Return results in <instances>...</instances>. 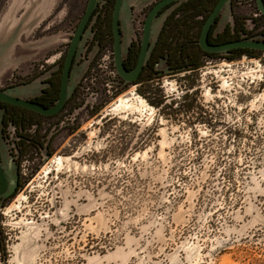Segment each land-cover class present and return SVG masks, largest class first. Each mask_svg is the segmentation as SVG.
I'll list each match as a JSON object with an SVG mask.
<instances>
[{
  "label": "rangeland",
  "instance_id": "rangeland-1",
  "mask_svg": "<svg viewBox=\"0 0 264 264\" xmlns=\"http://www.w3.org/2000/svg\"><path fill=\"white\" fill-rule=\"evenodd\" d=\"M157 1L133 6L130 22ZM84 3L52 0L27 39L42 40L61 9L78 18ZM10 4L0 0V20ZM51 29L49 37L60 35ZM259 59L264 51L163 73L137 91L116 88L77 136L31 165L15 198L2 201L0 264H264ZM144 94L145 110L114 109L120 98L136 104Z\"/></svg>",
  "mask_w": 264,
  "mask_h": 264
},
{
  "label": "flooded vegetation",
  "instance_id": "flooded-vegetation-1",
  "mask_svg": "<svg viewBox=\"0 0 264 264\" xmlns=\"http://www.w3.org/2000/svg\"><path fill=\"white\" fill-rule=\"evenodd\" d=\"M163 1L152 4L150 10L145 8L143 15L138 17L142 20L138 22H130L135 7L132 6L130 12H122L119 27L125 48L124 67L127 70L131 71L136 66L143 26L149 13ZM219 1L175 0L159 10L153 28L160 19H164L157 41L139 78L130 83L136 87V91L137 87L141 88L146 82L155 79V76L160 79L163 73H168L167 77L171 78L180 73L199 70L192 69L193 65L202 66L207 61L232 58L233 50L224 54H212L205 52L199 44L203 26ZM262 2L264 5V0ZM115 4L116 0H95L93 3L92 0H85L78 18L75 17L77 23L72 30H69V26L65 27V24L74 16H70L69 9L65 12L61 9L54 17L55 21L49 23L48 27L44 26L41 31L44 35L39 38H46V33L52 27L54 32L60 34L61 41L49 50L38 53L30 63L16 69L10 79L0 86V93L10 94L18 102L24 101L44 110L56 105L65 84L70 91L63 108L52 115L0 100V170L5 173L12 170L17 181L14 192L1 198L4 204L18 195L32 164L31 171H34L37 162H43L44 159L49 161L58 140L77 136L83 126L98 115L105 99L113 97L116 88L130 85L121 79L115 67ZM226 9L227 7L216 17L208 32L209 45L222 46L253 39L255 36L264 38V13L259 9L257 0H230L232 20H223ZM141 24L142 29L138 28ZM73 25L74 23L71 27ZM134 28L139 29V32ZM129 35V44L126 45ZM257 41L264 42V39ZM186 48L193 51L185 52ZM69 58L71 65L65 75V63ZM163 63L167 65V70L156 68ZM93 81L97 82L96 89L92 87ZM19 89H25L27 95L24 96L25 92H18L21 91ZM1 185L0 176V187Z\"/></svg>",
  "mask_w": 264,
  "mask_h": 264
},
{
  "label": "water",
  "instance_id": "water-1",
  "mask_svg": "<svg viewBox=\"0 0 264 264\" xmlns=\"http://www.w3.org/2000/svg\"><path fill=\"white\" fill-rule=\"evenodd\" d=\"M52 0H12V4L9 6L7 14L0 20V82L3 81L8 75H13L12 69L19 65L22 60L29 59L32 56H36L44 47L45 44L54 42L58 36L48 37L40 41H29L27 38L31 36L36 27L46 18L49 14ZM95 0H92V3ZM145 0H116L114 8V26L116 35V52H115V67L118 75L125 83L135 82L144 66L147 64L151 55L152 47L155 45L163 19L153 28V23L158 15L159 10L166 4H169L175 0H164L157 4L149 13L146 22L143 26V37L141 41V50L138 56L136 66L131 71L124 67V52L125 48L122 45V38L120 35L119 20L121 19L122 12H130V8L136 4L143 3ZM259 9L264 13V5L262 0H257ZM226 9V15L230 16V0H220L216 5L214 11L203 26L202 34L199 40L201 48L212 54H224L231 50L237 49H252L258 51H264V42L257 41V39H249L244 41L233 42L222 46H212L207 42L208 32L214 23L216 17ZM20 14V15H19ZM83 26V25H82ZM82 26L80 27L82 29ZM262 40L264 38H261ZM25 40V41H24ZM28 41V42H27ZM129 44V41L126 45ZM18 50L26 51L27 55H18ZM21 61V62H20ZM71 65V59L69 58L65 63V75L68 73ZM157 69L167 70L165 63L157 65ZM70 91L65 84L61 93L60 99L56 105L50 109L44 110L36 106L26 104L24 101H16L15 98L7 93H0V100L11 102L14 104H21L23 106L32 108L42 114L52 115L57 113L65 105ZM0 176L2 178V185L0 187V205L2 204V197L9 196L16 188V176L12 170L7 173L0 170Z\"/></svg>",
  "mask_w": 264,
  "mask_h": 264
},
{
  "label": "crops",
  "instance_id": "crops-1",
  "mask_svg": "<svg viewBox=\"0 0 264 264\" xmlns=\"http://www.w3.org/2000/svg\"><path fill=\"white\" fill-rule=\"evenodd\" d=\"M46 38H48V37H46ZM46 38H44V39H46ZM60 41H61V36H58V38L54 42L45 44L44 47H43V49L39 53H43L44 51L49 50L50 48H52L53 46H55ZM18 55H23L24 56V55H27V52L24 51V50L23 51L18 50ZM33 58H35V56H32L29 59H24V60H22V62L20 61L21 63L19 65H17L15 68H13L12 69V72H14L16 69H18V68H20V67H22V66H24V65H26L28 63H30L33 60ZM11 76L12 75H8V77H6L3 81H1L0 82V86H3L7 82V80L10 79ZM19 90H21V91H18V92H21V93L22 92H25V93H23L24 96L27 95L25 89H19Z\"/></svg>",
  "mask_w": 264,
  "mask_h": 264
},
{
  "label": "bare ground",
  "instance_id": "bare-ground-1",
  "mask_svg": "<svg viewBox=\"0 0 264 264\" xmlns=\"http://www.w3.org/2000/svg\"><path fill=\"white\" fill-rule=\"evenodd\" d=\"M130 101H129V99H124L123 100V98H120L117 102H116V106H114V109L116 110V109H118V108H120V107H125V108H131V109H133V110H136V111H141V110H143L144 108H148L149 106L147 105V103L144 101V100H142V99H137V103L136 104H134V103H129ZM145 110V109H144ZM154 110L152 109V112H153ZM153 116V113H151V117ZM62 157H59V158H57V161L59 162V163H61L62 162Z\"/></svg>",
  "mask_w": 264,
  "mask_h": 264
},
{
  "label": "trees",
  "instance_id": "trees-1",
  "mask_svg": "<svg viewBox=\"0 0 264 264\" xmlns=\"http://www.w3.org/2000/svg\"><path fill=\"white\" fill-rule=\"evenodd\" d=\"M187 51L192 52L193 50L189 49V48H186L185 52H187ZM231 53L233 54V56L228 61L233 62V61H236V60H240L242 57H245V56H248V57L252 58L254 56V54L256 53V51H254V50H242L241 49V50H233ZM200 67H201L200 64L199 65H193L192 69L195 70V69H198ZM143 97L146 98L147 100H149L145 94H144Z\"/></svg>",
  "mask_w": 264,
  "mask_h": 264
},
{
  "label": "built area",
  "instance_id": "built-area-1",
  "mask_svg": "<svg viewBox=\"0 0 264 264\" xmlns=\"http://www.w3.org/2000/svg\"><path fill=\"white\" fill-rule=\"evenodd\" d=\"M258 68L264 67V63H262L261 59L256 60ZM142 100H144L146 103H148V100L142 96H139ZM149 105V103H148ZM153 108V107H152Z\"/></svg>",
  "mask_w": 264,
  "mask_h": 264
}]
</instances>
